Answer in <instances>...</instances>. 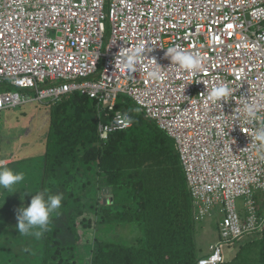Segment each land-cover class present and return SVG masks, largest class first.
Here are the masks:
<instances>
[{
    "label": "built area",
    "instance_id": "1",
    "mask_svg": "<svg viewBox=\"0 0 264 264\" xmlns=\"http://www.w3.org/2000/svg\"><path fill=\"white\" fill-rule=\"evenodd\" d=\"M169 47L198 55L199 71L172 65ZM137 48L146 51L129 71ZM155 67L158 81L148 75ZM48 81L60 85L39 90L40 101L79 93L107 110L103 139L132 126L117 109L121 95L176 139L200 218L215 207L224 217L222 239L199 264L224 263L227 247L263 231L264 157L252 136L264 125V0H0V113ZM221 84L233 94L219 104L208 92ZM248 104L258 108L252 124Z\"/></svg>",
    "mask_w": 264,
    "mask_h": 264
},
{
    "label": "trees",
    "instance_id": "2",
    "mask_svg": "<svg viewBox=\"0 0 264 264\" xmlns=\"http://www.w3.org/2000/svg\"><path fill=\"white\" fill-rule=\"evenodd\" d=\"M56 85L60 83L48 81L39 83L37 89L22 90L31 101L22 109L17 108L21 109L20 115L25 118L27 110H36L27 135V129L22 127L20 137L3 146V139L8 141L11 137V129L4 132L0 126V158L11 156L14 162L10 168L30 173L36 162L26 160L32 157L26 158L28 151L35 148L30 147L27 138L31 135L29 126L37 124L35 116L42 112L41 106L50 107L48 133L40 145L44 151L40 164H44L39 181L42 190L63 195L62 208L53 218L50 231L40 239L42 256L28 262L71 264L69 261L76 259L74 264H198L202 258L196 240L198 223L215 219L216 214L209 211V218H200L175 140L126 95L119 97L117 109L127 115L132 126L111 132L103 139L99 125L106 120L101 107L91 98L69 94L59 101L38 100L39 90ZM4 90L0 86V92ZM114 117L111 113V121ZM20 159L28 164L23 165ZM97 186L96 193L101 190L102 194L92 195L90 187ZM101 198L106 203L99 204ZM27 206L28 203L23 205ZM257 213L263 218L264 206ZM17 216L14 213L11 218ZM89 218L97 219L93 223L94 219ZM217 219L218 238L222 239L224 218ZM17 225L18 222L8 220L6 235L13 237ZM93 229L96 238L88 239ZM101 229L106 231L104 235ZM110 234L117 237L111 238ZM3 235L0 233V264H25L26 253L15 245L26 241H8ZM261 237L242 245L235 258L224 264H256L255 256L264 264V234ZM82 240L86 244L94 241L91 255L79 245ZM35 242L27 244L41 247Z\"/></svg>",
    "mask_w": 264,
    "mask_h": 264
},
{
    "label": "rangeland",
    "instance_id": "3",
    "mask_svg": "<svg viewBox=\"0 0 264 264\" xmlns=\"http://www.w3.org/2000/svg\"><path fill=\"white\" fill-rule=\"evenodd\" d=\"M110 33H111L110 23H109V20H106V35L104 38V48L106 47V45L109 41ZM40 108H42V112L35 116L36 117L35 120H36L37 124L34 125V127L29 126V130L31 129V135L27 137L29 139V142H30V147L31 148L35 147V148L28 151L30 153L26 154V155H28V157H26V158H29L30 156H32V157L29 159H26V160H31V159L35 160L36 166L31 165L35 169L33 168L34 170L32 169L30 171V173L29 172L25 173V181H24L23 185L21 186L22 188H27L32 194L24 195V190L20 189V190H17L15 193L10 194V195H7V194L0 195V211H2V215L0 214V233L5 234V235H3L2 238H8V241L11 238H12L11 240H13V238H16V239L20 238V239H23L26 241V243L20 241L19 244L15 245L16 249L18 251H20L22 253H26L27 256L25 258H27V259H24L25 264H30L28 261L34 260L35 258H40L42 256L41 255L42 244L40 245L41 241L36 240L34 238L21 236V234L19 233L18 230H16L17 233L15 232L14 234H11L13 237L8 236V235H6L5 228L7 227V222L10 219L13 220L14 223L18 222L17 218H11L12 215L14 213L19 214V210L23 207V205L25 203H28V205H30L32 196L36 192L42 190V188H41L42 184H41V181H39L41 176H39V174L42 171L41 166L44 164L43 161L40 164V161L42 160L41 156L43 155L44 151L42 150V148H41L42 146L40 147V145L43 142H45V138H46V135L48 133V121H49V115L48 114H50V107L47 105H44V106H41ZM21 109L5 111V112H2L0 114V123H1L0 126L2 127L3 131L4 130L6 131L9 127H10L9 130L11 129V131H10L11 137H9L8 141H6V138L3 139V143H2L3 146L5 144L7 145L9 142L17 140L20 137V136H18V133H19V131H21V128L24 127L27 129L30 122L34 120L33 115L35 114L36 110H34V109L27 110L26 114L24 116L25 118H23V116L20 115ZM27 109H29V108H27ZM27 132H28V129L26 130L25 135H27ZM26 153H27V151H26ZM21 160L23 161L24 164L23 163H20V164H23V165L28 164L23 159H20V162H22ZM10 164L11 163H9V162L4 163L3 160L0 162L1 167L7 166L8 168H10L9 167V166H11ZM30 164H29V166H30ZM29 166H27L26 168H28ZM38 166H40V168H37ZM21 167H20V169H22ZM11 169H13V168H11ZM97 189H98V186L95 188L90 187L89 190H90L91 194L93 195V194H97L96 193ZM98 193L99 194H97V195H101L102 194L101 190H99ZM22 196H23V199L21 198ZM101 199L102 200L99 202V204H102V202L106 203V200H104L103 198H101ZM241 203H242V201L238 202V205L240 207L242 206ZM95 211L96 210H93V212H95ZM214 218L215 219H213V217L209 218L207 220L205 219L206 221L201 220L202 222L199 221L200 219H198V221H197L200 223H198V232L196 235V240L198 241V247L201 250L200 256H202V257L207 256L208 254H210L213 251V249H211V248L216 243V241L218 239L219 229H218V225H217V220H218L217 218L221 219V216L219 214H216ZM89 219H94V218H89ZM96 219L97 218H95L93 220V223L95 222ZM80 220H82V218ZM91 233L92 234H90V237L88 239H92V238L95 239L96 238V230H94V229L91 230ZM105 233H106V231L104 229H101V234L104 235ZM263 234L264 233H261L260 235H263ZM260 235H258V234L249 235V236L241 239L240 243L235 244L232 247H227L226 248V255H227L228 261H232L235 258L237 252L240 251V248L242 245L251 242L255 238H258V237L262 238ZM109 237L116 238L117 235L110 234ZM34 240L36 242L33 244L41 246V247L30 245L29 243L27 244L28 241H30L32 243ZM92 243L94 245V241L90 242L89 244H86L85 241L82 240V241H80L79 245L81 246V248L82 247L87 248L86 250L91 255ZM1 246H2V244H0V248H1ZM17 260L19 261V260H21V258L18 257ZM253 260H254V262H256V264H260L259 263L260 262L259 256L258 257L255 256L253 258ZM75 262H76V259H71L69 261V263H71V264H74ZM80 264H84V263L81 262Z\"/></svg>",
    "mask_w": 264,
    "mask_h": 264
},
{
    "label": "clouds",
    "instance_id": "4",
    "mask_svg": "<svg viewBox=\"0 0 264 264\" xmlns=\"http://www.w3.org/2000/svg\"><path fill=\"white\" fill-rule=\"evenodd\" d=\"M145 51L146 49L144 48H137L135 51L130 53L127 57H125V67H127L129 71L134 70L140 57L144 55ZM166 56L171 59L172 65L175 64L176 66H178L179 68L185 71H199L201 67V60L198 55L185 53L176 47L167 48ZM148 75L150 79L158 81L162 78L163 73L160 70V67H155L148 73ZM232 94H233V89L225 84L215 86L211 89L210 92H208L209 98L212 101H215L219 104H221L222 101H229L232 97ZM245 114L247 116L248 124H252L253 122L257 121L258 120L257 106L255 104L246 105ZM174 140L179 152L180 161L182 163L181 154L178 148L177 141L176 139ZM252 144L256 145L261 156L264 157V125H261L256 129L254 135L252 136ZM24 181H25L24 172L16 171L8 167H0V195H4V194L10 195L20 189L24 190V195L32 194L27 188L21 187ZM21 198L23 199V196ZM62 200H63L62 194H51L48 189H44L42 191L36 192L32 196L30 205L27 207H22L19 210V214L17 217L18 219L17 230L19 231L21 236L40 240L45 235V233L50 231L53 218L60 214V210L62 208ZM240 201L245 202L244 199H240V200L238 199L237 204ZM242 206L240 207L238 205L239 214L241 218H247L248 217L247 207L245 208V212H244L242 210ZM211 212L215 214H219L221 217H223L219 207H215L214 209L211 210ZM263 232L264 229L263 231L254 234L260 235ZM238 241L241 240H237L236 242ZM235 243L231 246H234ZM209 255L210 254L202 257L200 260H202L203 258H208ZM200 260L198 261V264ZM226 261H227V255L225 253V262Z\"/></svg>",
    "mask_w": 264,
    "mask_h": 264
},
{
    "label": "crops",
    "instance_id": "5",
    "mask_svg": "<svg viewBox=\"0 0 264 264\" xmlns=\"http://www.w3.org/2000/svg\"><path fill=\"white\" fill-rule=\"evenodd\" d=\"M74 94H79V93H74ZM70 95H73V94H70ZM94 101H95V100H94ZM25 105H26V104H25ZM96 105H97V104H96ZM23 106H24V105H23ZM23 106H22V107H23ZM22 107H21V108H22ZM16 109H17V108H16ZM106 111H107V110H104L103 108H101V112H102V113H105ZM102 113H101V114H102ZM102 118L104 119V115H103ZM101 123H103V121H101L100 124H101ZM99 127H100V125H99ZM2 160H3L4 163H8V162H9V163L12 164V163L14 162V161H13V157H11V156H10V157H7V158H5V159L0 158V162H1ZM11 164H10V165H11ZM262 203H263V202H262V197L260 196L259 199H258V204H262ZM241 204L243 205V206H242V210L245 212V208H246L247 205L245 204L244 201H242ZM260 212H263V211L261 210ZM258 216H259V215H258ZM259 217H260V216H259ZM203 257H204V256H203Z\"/></svg>",
    "mask_w": 264,
    "mask_h": 264
}]
</instances>
